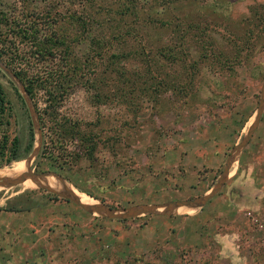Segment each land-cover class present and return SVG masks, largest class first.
I'll use <instances>...</instances> for the list:
<instances>
[{"label": "rangeland", "instance_id": "1", "mask_svg": "<svg viewBox=\"0 0 264 264\" xmlns=\"http://www.w3.org/2000/svg\"><path fill=\"white\" fill-rule=\"evenodd\" d=\"M146 1H138L136 10L150 13L149 22L114 26L104 21L122 0H0L6 16L24 21L27 14L47 12L67 39L76 38L72 56L81 66L86 60L89 89H75L57 112L89 124L82 131L96 135L90 158L68 144L67 153L80 159L59 168L38 156L42 139L36 119L30 153L7 162L12 139L17 138L16 156H21L28 136L15 90L34 109L0 61L6 101L0 113V178L29 168L54 174L80 192L78 197L114 209L209 192L255 116L264 82V0ZM125 30H131L127 43H109L117 58L98 64L91 37ZM14 47L22 51L24 46L15 42ZM104 62L113 65L93 72ZM34 102L39 110L44 107L41 92ZM45 179L0 188V264H264L261 247L248 241L264 231L246 217L255 211L264 224V107L228 178L202 208L111 220L36 188H61L53 178Z\"/></svg>", "mask_w": 264, "mask_h": 264}, {"label": "trees", "instance_id": "2", "mask_svg": "<svg viewBox=\"0 0 264 264\" xmlns=\"http://www.w3.org/2000/svg\"><path fill=\"white\" fill-rule=\"evenodd\" d=\"M125 1L122 0V6H118L119 8H113V17L106 18L105 24H110V20L114 26H117L118 22L126 20L133 25L138 24L140 20L150 21V13L142 12L139 7L136 10L138 1L145 5L146 0ZM169 1L173 2L175 0ZM109 11H106L103 15H108ZM73 12L70 14L71 16L75 15ZM24 19V21H17L13 18V15L8 17L0 10V61L20 82L25 94L32 103L42 139L38 156L48 159L52 164H57L59 168H62L61 164L76 163L80 159V154L90 158L96 147V141L93 142L96 135L90 130L82 131V128L85 129L90 125L79 121L71 122L68 118L60 117L57 112L63 101L75 89L85 87L89 89L88 80L83 76L86 72V60L84 61L85 64L81 66L79 65L80 61H76L72 56L71 44L76 41V38L67 39L66 35L58 29L57 20L47 12H39L35 15L30 13L25 15ZM75 22L77 23V20ZM132 29L134 28L132 27ZM129 31L131 30H125L123 34L120 32L121 34L110 33L108 35V32H106V34H101L99 40L93 39V36L91 37L94 46H96L97 53L95 56L99 60L98 64L103 59L117 58L118 54H114L115 48H113L112 43H109L112 41L117 42V40H119V44H122L121 41L127 43L129 41ZM15 42L24 46L22 51L14 47ZM121 55L122 53H120ZM224 63L223 60H217V64ZM109 65H113V63L104 62L103 69L100 71L99 66H93L95 69L93 72L97 71L96 73L101 74ZM116 70L117 68H109L110 73H114ZM53 73L56 77L51 79L49 76ZM86 83H88L87 86H85ZM38 92H41L44 97V107L41 110L37 108L34 102L35 95ZM15 93L25 111L28 136L21 156H16L17 138L12 139L9 148L11 154L7 162L24 159L30 153L35 141L24 101L16 90ZM5 102L0 85V113H3ZM45 129L47 134L43 133ZM68 144H76L79 147L77 149L79 155L75 152L72 154L67 153L65 148ZM3 147L4 144L2 143L1 149ZM68 158L70 159L65 160Z\"/></svg>", "mask_w": 264, "mask_h": 264}, {"label": "water", "instance_id": "3", "mask_svg": "<svg viewBox=\"0 0 264 264\" xmlns=\"http://www.w3.org/2000/svg\"><path fill=\"white\" fill-rule=\"evenodd\" d=\"M5 70L9 72L7 69ZM10 75L11 77L15 78L11 73ZM23 101L25 102L31 125L34 128L36 117L34 113L31 112L32 110H30L26 102V98L23 97ZM263 107H264V82L259 91V100H258L253 122L250 125V127L247 129L246 134L243 136L240 142L238 144H235L231 148L225 160L224 167L216 180V183L212 186V188L209 190L208 193L203 194L191 200L168 201L161 205L151 204V205H143V206H134V207L123 208V209L110 208L102 203H96V204H91V205L81 204L76 199V197L68 190V187L59 177H57L54 174H50L46 172L45 173H35V172H32L30 168L26 172H23L14 178H5V179L0 178V188L15 187L23 183L26 179L30 180L31 182H40L41 179L45 177H51L60 184L61 188L58 191H54L46 186H40L36 188L46 190L47 192L52 193L56 195L57 197L68 200L72 202L73 204H75L76 206H78L81 210L89 214H96L102 218H107L111 220H127V219H133V218L140 217V216H157V217L165 216V215L170 214L171 211L176 210L180 207H185V208H190V209L202 208L208 200H210L215 194L219 192L223 183L226 181L227 176L230 172V169L236 160V156L238 155L240 150L247 144L253 131L255 130ZM38 144H39V141H38ZM13 162H17V161H13Z\"/></svg>", "mask_w": 264, "mask_h": 264}, {"label": "crops", "instance_id": "4", "mask_svg": "<svg viewBox=\"0 0 264 264\" xmlns=\"http://www.w3.org/2000/svg\"><path fill=\"white\" fill-rule=\"evenodd\" d=\"M230 173V172H229ZM229 175V174H228ZM227 178H228V176H227ZM68 187V190L76 197V199H78L79 200V202L81 203V204H87V201H86V199L84 198V199H82L81 197H78L77 196V193L79 194L80 192H78L76 189H74V188H72V187H69V186H67ZM220 191V190H219ZM208 193V192H207ZM205 194H206V192H205ZM216 195V194H215ZM10 199V198H9ZM252 206V207H254L252 204H248V206ZM185 209V208H184ZM187 210H190V208H186ZM261 209H262V211H264V207H263V205H262V207H261ZM254 212L255 211H250V212H247L246 213V215H251L252 217H254L256 220H259V222H263V221H261L260 219H259V217L257 216V215H255L254 214ZM188 214V213H187ZM263 216H264V214H263ZM246 217H248V216H246ZM253 239V240H252ZM248 241H250L251 243H254L253 241H256L257 243H258V245L261 247V250L264 252V233L263 232H261L260 233V235H258L257 237H253V236H250L249 237V240Z\"/></svg>", "mask_w": 264, "mask_h": 264}, {"label": "built area", "instance_id": "5", "mask_svg": "<svg viewBox=\"0 0 264 264\" xmlns=\"http://www.w3.org/2000/svg\"><path fill=\"white\" fill-rule=\"evenodd\" d=\"M247 216H248L251 224L255 225L258 229L264 231V224L263 223L259 222V220H256L254 217H252L249 214Z\"/></svg>", "mask_w": 264, "mask_h": 264}, {"label": "bare ground", "instance_id": "6", "mask_svg": "<svg viewBox=\"0 0 264 264\" xmlns=\"http://www.w3.org/2000/svg\"><path fill=\"white\" fill-rule=\"evenodd\" d=\"M35 152V151H34ZM46 181V179L45 178H43V179H41V181L40 182H45ZM78 200V199H77ZM86 201H87V204H89V205H91V204H96V202L93 200V199H86Z\"/></svg>", "mask_w": 264, "mask_h": 264}, {"label": "flooded vegetation", "instance_id": "7", "mask_svg": "<svg viewBox=\"0 0 264 264\" xmlns=\"http://www.w3.org/2000/svg\"><path fill=\"white\" fill-rule=\"evenodd\" d=\"M18 152V144H17V149H16V153Z\"/></svg>", "mask_w": 264, "mask_h": 264}]
</instances>
